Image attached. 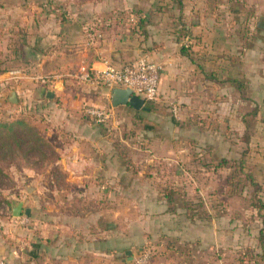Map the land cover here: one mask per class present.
Listing matches in <instances>:
<instances>
[{
	"label": "crops",
	"instance_id": "1",
	"mask_svg": "<svg viewBox=\"0 0 264 264\" xmlns=\"http://www.w3.org/2000/svg\"><path fill=\"white\" fill-rule=\"evenodd\" d=\"M245 1L246 7L253 9L250 15L244 9L238 11L233 2L182 0V13L185 12L186 16L183 19L186 22L184 27L191 37L186 42L192 44L191 60L169 57L162 49L154 53L157 55H149V59L155 62L169 60L160 80L157 101L161 97L172 101L178 99L185 86V96L191 111L198 113L201 105V115L213 123L212 127L209 124L204 130L203 144L208 149L213 148L214 152L207 156L208 160L203 164L213 163L216 158L220 161L241 159L239 163H243L241 150L245 146L250 149L245 165L248 164L252 173L264 184V0ZM36 2L0 0V7H4L0 8V32L3 34L10 31L14 33L11 35L14 39L18 34L19 29L13 28L15 24L9 23L10 13L5 12L8 5L19 3L25 5L28 11L33 9L30 15L21 18V21L27 22L34 19L32 16ZM58 3L66 6V10L72 6V20L84 22L88 19L103 24L115 20L119 15L117 11L121 10L126 11V17L133 23L129 26L131 34H127L125 28L120 31L106 28V39L93 48L85 46V33L80 25L77 26L78 33L74 37L80 39L82 44L79 47L84 50L75 68L77 73L73 76L56 72L59 75L54 77L56 85L63 84L65 88L69 83V86H74L71 91L74 95L66 93V88L62 95L54 92L56 99L61 97L59 101L63 107H69L70 111L62 110L63 116L69 120L81 117L79 107L86 102L97 106L108 102L112 106V89L104 85H87L81 79V69L101 68L103 60H110L118 67L134 62L144 53L145 36L171 34V30L168 33V27L157 18L161 12L176 9V4H180L179 0H59ZM38 13L46 16V13ZM68 14L71 15L70 12ZM141 18L145 20L142 28L144 34L137 26ZM176 31L175 36L182 33L181 30ZM182 56H186L183 50ZM12 73L0 74V80ZM64 76L71 80L57 81ZM12 80L6 83L14 85L16 82ZM87 92H91V95ZM54 99L47 100L50 102ZM61 127L62 130H58L63 134V137H59V140L63 139L60 141L62 147L57 146L60 155L56 159L46 160V165H59L60 172L56 177L58 180L62 177L65 184L60 186L58 194L63 198L62 204L72 210L63 213L58 224L46 223V227H40L43 239L37 246L42 251L38 254H42L40 258L32 253V245L35 246L33 233L25 234L26 238L18 237L16 232L7 236L0 229V257L6 260V264H119L122 252L128 256V262L132 263L133 257L142 251V247L137 253L133 252L134 249L148 243L150 239L147 232L151 224H161L169 229H184L185 225L194 224L180 222L177 213L172 210L168 212L171 205L162 199L163 188L174 185L173 177L163 180L159 174L149 177L145 171L135 173L132 169L120 168L124 160L114 151V142L108 133L110 130L102 125L84 123L83 120ZM233 132L239 136L245 135L249 140H230L226 134ZM69 133L75 134L77 139L73 156L68 155L66 147H63ZM162 144L154 141L149 147L160 153L164 147ZM217 151L223 155L217 156ZM155 161L148 160L147 163L151 165ZM228 170L220 169L216 176L208 167L204 168V174L211 175V179L207 180L208 187L199 191L204 197L205 206L210 213L224 214L223 220L213 221L212 224L208 222L207 228H219L222 225V228H226L231 222V215L239 218L236 215L247 213L241 205L245 194L242 188L226 186L216 189L213 186L216 185L215 180L229 179ZM250 192L254 196H264V189L260 193L254 190ZM118 218L123 224L120 229L113 224ZM239 221L233 223L238 225ZM184 237L187 238L186 234ZM189 241L186 240L187 243ZM221 263L225 264L224 259Z\"/></svg>",
	"mask_w": 264,
	"mask_h": 264
},
{
	"label": "rangeland",
	"instance_id": "2",
	"mask_svg": "<svg viewBox=\"0 0 264 264\" xmlns=\"http://www.w3.org/2000/svg\"><path fill=\"white\" fill-rule=\"evenodd\" d=\"M37 1L34 16L31 15L34 19L27 22L21 21V18L30 15L33 9L30 8L28 11L25 5L19 3L8 5L5 12L10 13L9 23L15 24L13 28L19 29L18 34L14 39L11 36L14 33L0 32V72H15L0 80V226H2L0 229L4 234L10 236L16 232L18 237L26 238L25 234L33 233L35 246L32 245L34 248L32 253L36 254V258L41 257L42 254H38L42 251L40 246L37 247L40 241H43L40 227H46V223L58 224L63 213L72 210L62 204L63 198L58 194L60 186L65 184L62 177L61 180L56 177L60 172L59 165H46V160L56 159L60 155L57 146L62 147L60 141L63 139L59 140V137H63V134L58 129L62 130L61 126L66 127L83 120L84 123L102 125L106 130H110L108 133L109 138L114 142V151L118 156L126 157L123 158L124 160L127 159L122 161L120 168L132 169L136 173L145 171L153 176L159 174L163 180L173 177V186L176 189L175 192L172 191L173 201L179 211L177 217L180 222L186 224L194 222L193 225H185L184 229H169L161 224L159 226L155 223L151 224L147 232L150 237L148 243L136 247L133 252L141 247V250L149 249L154 254L156 262L166 264H222L223 259L225 264H264V240L260 241V235L264 232L262 218L264 214H260L257 209L261 202L264 203V196L258 198L251 195L250 190L254 189L248 174L255 177L262 189L264 184L252 173L253 170L248 167L249 165H245L250 149L244 146L241 150L244 157L242 172L235 169V166L240 165L241 159L220 161L216 158L213 163L203 164L208 160L207 156L214 152L213 148L208 149V146L203 144L204 130L209 124L212 127L213 123H209L208 118H203L201 105L198 113L191 111L185 96V86L181 89L178 99L172 101L161 97L158 101L147 103L149 112H137L129 106L117 107L113 110L108 102L102 106L86 102L79 107L81 108L79 120L76 118L69 120L63 116L62 110L70 111L69 107L67 105L63 107V103L59 101L61 97L56 99L57 95L55 101L49 102L46 99V91L62 95L66 88V93L75 94L71 92L73 85L69 86L67 83L65 88L63 84L56 85L54 77L58 76L59 72H63L64 75L70 73L73 76L77 73L75 68L84 51L79 47L82 44L80 39L74 37V34L78 33L77 26L80 25L82 32L85 33V46L93 48L98 45L92 46L89 42L101 29L98 25L101 22L88 19L84 22L72 20V6L71 8L68 6L66 10L67 7L59 4V0ZM220 1L233 2L237 5L238 11L244 9L246 14L253 13L252 8L246 7L245 0ZM0 8L4 9L2 5ZM39 11L42 14L46 13V16H40ZM69 12L71 15L68 14ZM117 12L127 14L126 11ZM184 13L181 12L178 3L176 9L161 12L157 20L163 22L168 27V33L171 30V34L158 37L149 34L145 36L143 43H146V48L139 58L143 56L149 58V55L152 56L162 49L169 57L191 60L192 44L186 43L190 34L184 27L186 25V22H183V19H186ZM125 20L126 22L122 21L120 27H125L127 17ZM176 30H181L182 33L179 31L180 34L175 36ZM102 33L104 35V32ZM182 50L186 54L185 57L182 56ZM168 61L164 59L157 63L165 66ZM69 78L64 76L57 81L71 80ZM10 79H13L11 82L16 83L7 84ZM72 80L76 79L72 78ZM89 88L92 90V87ZM12 92H16L19 103L10 101ZM90 93L87 92L91 95ZM174 106L178 107L177 116L173 112ZM91 107L112 112V118L108 123L96 122L86 113V109ZM146 125L147 129L144 130ZM151 126L155 128L148 129ZM215 129L217 130V127ZM226 135L230 140H249L245 135L239 136L234 132ZM74 136L76 135L69 133L68 141L63 145L71 156L75 154L74 147L77 146L75 145L77 139ZM154 141L164 144L160 153L149 147ZM128 145L131 147H127ZM171 145L174 146L173 150ZM216 155L221 157L223 153L217 151ZM148 160L157 161L148 165ZM222 161L229 163V166L222 168ZM206 167L216 176L220 169L230 168L229 179L215 180L214 188L236 186L242 188L245 193L242 198L244 203L241 205L246 208L247 213L236 215L240 216L239 218H233L234 215H231V222L226 228H222L224 225L219 228L206 227L208 222L212 224L213 221L224 219V214L208 211L204 197L199 192L208 187L207 180L211 179V175L204 174ZM235 178L239 179L235 181ZM15 202H23L25 208L32 210L31 215L14 218L12 205ZM238 220L241 221L235 225L233 222ZM113 224L119 229L123 225L120 218ZM199 226L205 228H198ZM186 240H190L189 243ZM118 263L132 264L128 262V256L123 252Z\"/></svg>",
	"mask_w": 264,
	"mask_h": 264
},
{
	"label": "built area",
	"instance_id": "3",
	"mask_svg": "<svg viewBox=\"0 0 264 264\" xmlns=\"http://www.w3.org/2000/svg\"><path fill=\"white\" fill-rule=\"evenodd\" d=\"M134 20L132 22L135 23ZM103 38L104 35L99 32L94 35L89 44L92 46L99 45ZM164 70L165 66L163 64L143 56L132 63L119 67L115 66L110 60H103L101 68L84 67L81 69L80 74L81 79L89 86L104 85L110 89H130L135 95L143 98L146 103H151L158 99L160 80ZM173 112L175 116L179 114L177 106H174ZM86 113L98 123H108L112 118V112L95 107L86 109ZM0 264H5V261L1 258ZM132 264L166 263L156 262L152 251L144 249L133 257Z\"/></svg>",
	"mask_w": 264,
	"mask_h": 264
},
{
	"label": "trees",
	"instance_id": "4",
	"mask_svg": "<svg viewBox=\"0 0 264 264\" xmlns=\"http://www.w3.org/2000/svg\"><path fill=\"white\" fill-rule=\"evenodd\" d=\"M179 2H180V8H181V12H182V10H183V8H184V6H183V3H182V0H179ZM125 17H126V15H123V14H119V15H117L116 16V18H115V20H109L108 22H104L103 24L102 23H98V25H99V27L101 28L100 30H98L97 32H96V34L97 33H99V32H104L105 30H106V28H116L118 31H120V30H122V29H124L125 28V30L124 31H126V33L127 34H131L132 33V31H131V28H129V26L131 25V24H133V23H131V22H129V19L127 18V23H126V25H125V27H120V26H122V21H124V22H126V20H125ZM144 22H145V20L144 19H140L139 20V22H138V30H140V32L142 33V34H144L145 32L144 31H142V28L144 27ZM140 28V29H139ZM103 34V33H102ZM105 34V33H104ZM2 73H5V72H0V74H2ZM155 128V126L153 127V126H151V127H149L148 129H150V130H153ZM145 129H147V125L145 126V128H144V130ZM114 147H115V145H114ZM127 147H131V145H128ZM118 155V154H117ZM119 157V156H118ZM121 157V156H120ZM123 158H126V157H123ZM122 158V159H123ZM124 160V159H123ZM127 160V159H126ZM125 161V160H124ZM221 163H223V165H221V167L222 168H226V167H228L229 166V163H227L226 161H222ZM242 166H243V163H240V165L239 166H235V169H238V171L239 172H242ZM136 173V172H135ZM146 174H147V176H149V177H153V174H151V173H149L148 174V172H146ZM248 178H249V180H250V182H251V184H252V186H253V189H254V191L257 193H260V191L262 190V188H261V186L256 182V179H255V177L252 175V174H248ZM239 179V178H238ZM238 179H236L235 178V181H237ZM175 186H168V187H165V188H163L164 189V193H163V197H162V199L165 201V202H167L169 205H171L170 207H169V210H168V212H172L173 211V213H177V215H178V213H179V211H178V208L176 207V205H175V202L173 201V193L176 191V189L174 188ZM172 191H174V192H172ZM257 196V195H256ZM258 198H259V196H257ZM261 197V196H260ZM260 203V202H259ZM257 208V207H256ZM258 209V211H259V213L260 214H262V212L264 211V203L263 202H261L260 203V206L257 208ZM172 210V211H171ZM263 215V214H262ZM263 218V224H264V216L262 217ZM263 230H264V228H263ZM263 240H264V232H262L261 233V235H260V241L261 242H263ZM1 258V257H0ZM1 259H3L4 261H5V264H6V260L2 257Z\"/></svg>",
	"mask_w": 264,
	"mask_h": 264
},
{
	"label": "water",
	"instance_id": "5",
	"mask_svg": "<svg viewBox=\"0 0 264 264\" xmlns=\"http://www.w3.org/2000/svg\"><path fill=\"white\" fill-rule=\"evenodd\" d=\"M111 94V103L114 108L120 106H129L137 112L150 111L145 100L135 95L130 89L114 88L111 90ZM46 98L54 99L55 93L51 91L47 92ZM10 101L12 103H19L16 92H12ZM31 211L32 210L30 208L24 207L23 202H15L12 205V215L14 218H21L23 215L29 217L31 215Z\"/></svg>",
	"mask_w": 264,
	"mask_h": 264
}]
</instances>
